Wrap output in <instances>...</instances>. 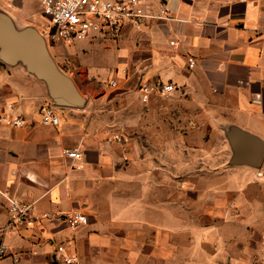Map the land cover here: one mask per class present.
Wrapping results in <instances>:
<instances>
[{"label":"crops","instance_id":"1","mask_svg":"<svg viewBox=\"0 0 264 264\" xmlns=\"http://www.w3.org/2000/svg\"><path fill=\"white\" fill-rule=\"evenodd\" d=\"M141 3L150 15L162 5L168 13L66 52L80 91L99 84L102 68L121 91L98 92L93 108L58 107L57 125L41 123L43 85L0 62V112L26 121L0 124V189L38 216L88 217L77 227L60 217L18 227L0 237L8 247L0 264H58L57 246L77 264L264 262V159L258 169L230 165L224 137L233 126L264 141V0ZM0 9L18 26L47 22L39 0H0ZM141 80L178 89L142 103ZM116 99L129 106L98 107ZM73 147L79 159L62 153ZM6 208L0 195L1 218Z\"/></svg>","mask_w":264,"mask_h":264},{"label":"built area","instance_id":"2","mask_svg":"<svg viewBox=\"0 0 264 264\" xmlns=\"http://www.w3.org/2000/svg\"><path fill=\"white\" fill-rule=\"evenodd\" d=\"M39 6L41 14L47 20L41 28L46 32L49 44L56 46H64L76 40L91 39L104 33H116L124 24L141 28L147 18H165L168 13V7L162 5L159 15H150L145 12L141 0H39ZM188 61L192 66L193 59L189 58ZM119 74L122 77L126 76V69H121ZM108 84L111 87L118 86L114 78H111ZM137 89L141 102L146 103L151 96H168L177 91L178 87L161 80L153 82L141 80ZM57 108L48 102L44 103L40 109L41 123L50 126L57 125L59 123ZM0 124L21 127L26 125V121L20 116L0 112ZM112 139L122 142V137L117 135H113ZM62 153L71 159H79L82 156L79 147L64 148ZM0 195L7 202L5 217H0V237L14 232L18 227H32L43 219L51 217L62 218L70 227L88 223L87 215L79 211L38 216L33 213L30 204L11 196L8 191L0 189ZM57 251L62 253L58 264H76V257L63 253V246H57ZM7 254L8 247L1 241L0 262ZM13 260L17 262L18 259L14 257Z\"/></svg>","mask_w":264,"mask_h":264},{"label":"water","instance_id":"3","mask_svg":"<svg viewBox=\"0 0 264 264\" xmlns=\"http://www.w3.org/2000/svg\"><path fill=\"white\" fill-rule=\"evenodd\" d=\"M46 32L39 25L18 26L13 18L0 9V62L20 66L39 81L47 102L59 108L84 109L87 98L73 78L63 71L52 57ZM229 145L230 165L260 168L264 159V141L239 131L233 126L224 131ZM255 144L257 149L247 146Z\"/></svg>","mask_w":264,"mask_h":264},{"label":"rangeland","instance_id":"4","mask_svg":"<svg viewBox=\"0 0 264 264\" xmlns=\"http://www.w3.org/2000/svg\"><path fill=\"white\" fill-rule=\"evenodd\" d=\"M88 40L90 39H85V40H76V41H72L64 46L62 45H50L49 50L50 53L52 55V57L54 58V60L56 61V63L58 64V66L65 71L66 73H68L71 77L73 75H75V65H77V60L75 61V59L73 60H67L66 58V52H69L70 55L73 54L72 51H75V49L79 46V45H85L88 43ZM68 57V56H67ZM75 57H77V55L75 54ZM76 62V63H75ZM116 67V66H115ZM120 67V66H119ZM72 71V72H71ZM113 75V70H109L108 68H102L99 71L98 77H99V84L96 86H86L84 89V92L81 91V93L86 96L87 98V104L85 106V108L88 107V104H90L91 108H93L95 106V104H93V98L97 95L98 92H109V93H114V92H120L121 90L119 89H113L114 87H111L108 82L110 80V76ZM114 78V76H112ZM78 81L80 80L79 78L77 79ZM117 87V86H116ZM86 91V92H85ZM139 93V92H138ZM140 97V95H139ZM141 101V100H140ZM143 103V102H142ZM104 106L98 105L99 108L105 107V108H121V109H126L129 106V103L126 100H115L112 102H108V101H104V103H102ZM128 105V106H127ZM141 107V106H140ZM98 119H102V120H110L113 119L111 117L108 116H103V117H99ZM215 141L219 142L220 139L216 136L215 137ZM76 257V256H75ZM76 264L78 263V259L76 257Z\"/></svg>","mask_w":264,"mask_h":264}]
</instances>
